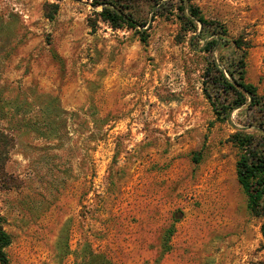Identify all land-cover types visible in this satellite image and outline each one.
<instances>
[{
	"label": "rangeland",
	"instance_id": "1",
	"mask_svg": "<svg viewBox=\"0 0 264 264\" xmlns=\"http://www.w3.org/2000/svg\"><path fill=\"white\" fill-rule=\"evenodd\" d=\"M93 1L62 0L48 21L55 0H0V131L15 139L0 173L9 264L264 261L231 140L257 134L260 115L244 106L218 120L203 86L212 60L241 52L205 53L159 17L143 44ZM193 4L244 41V81L264 96V0Z\"/></svg>",
	"mask_w": 264,
	"mask_h": 264
},
{
	"label": "trees",
	"instance_id": "2",
	"mask_svg": "<svg viewBox=\"0 0 264 264\" xmlns=\"http://www.w3.org/2000/svg\"><path fill=\"white\" fill-rule=\"evenodd\" d=\"M60 1L62 0H55L56 3L44 6V16L48 21L54 20L58 12L57 3ZM137 3H145L150 7V19L140 14ZM93 7H100L98 16L111 27L124 26L137 31L139 40L143 44L148 39V25L154 18L159 17L175 20L184 36L190 34L191 45L193 40L197 41L194 46L202 40L201 49L205 53L214 52L228 44L232 45L234 51L241 52L238 61L223 57L212 60L211 65H207L204 70L203 86L205 96L218 120H224L221 116H228L232 111L244 106L256 110L260 115L257 134L237 131L231 140L240 150L235 165L236 179L247 197V209L250 214L262 220L260 234L264 241V96L257 93L255 86L244 81L243 56L247 45L242 39L230 41L224 26L206 20L199 8L193 4V0H95ZM18 95L16 100H12L13 103L18 101ZM221 95L226 98L224 104L218 102ZM22 96V104H30L27 102V97L24 94ZM44 96L47 95L36 98L40 99ZM14 140L12 135L0 131V173L3 171V162L13 147ZM10 243V237L3 229L0 215V264H9L5 249ZM257 264H264V261Z\"/></svg>",
	"mask_w": 264,
	"mask_h": 264
}]
</instances>
